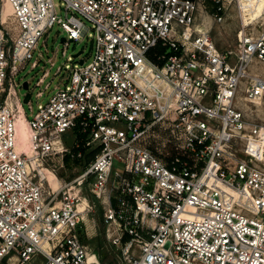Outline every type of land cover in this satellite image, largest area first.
I'll return each instance as SVG.
<instances>
[{
  "label": "built area",
  "instance_id": "2783aa9c",
  "mask_svg": "<svg viewBox=\"0 0 264 264\" xmlns=\"http://www.w3.org/2000/svg\"><path fill=\"white\" fill-rule=\"evenodd\" d=\"M61 1L63 14L55 0H0L15 22L11 33L0 17V264H103L79 233L97 203L126 264H264V168L250 149L264 127L241 105L264 90L250 77L264 35L241 29L237 46L221 49L205 15L222 22L227 0ZM56 23L66 47L93 30L92 58L31 117L16 77L39 66ZM27 103L34 111L31 92ZM159 124L182 140L170 156L144 142ZM67 155L88 161L71 180L59 175Z\"/></svg>",
  "mask_w": 264,
  "mask_h": 264
},
{
  "label": "rangeland",
  "instance_id": "374dc122",
  "mask_svg": "<svg viewBox=\"0 0 264 264\" xmlns=\"http://www.w3.org/2000/svg\"><path fill=\"white\" fill-rule=\"evenodd\" d=\"M55 1L58 7V13L63 14L61 8L63 2L61 0ZM225 3L228 8L226 17L222 22L216 21L214 15L210 13L205 15L206 21L211 27L212 33L221 49L235 48L238 43V33L241 29H245L249 36L256 37L258 35H264V0H227ZM211 8L212 3H209V11ZM0 17L4 18L5 24L9 27L11 33H14V15L11 6L8 3H0ZM63 36L66 37L67 32L59 23L50 27L48 33H46L43 39L40 40L39 48L35 52V55L38 54V51L44 52V58L41 60L39 66L31 69L30 62L16 77L17 80H20L22 83L18 88L19 94L22 98H24L28 92L32 93L34 111L30 110L29 103L24 102L31 117L49 100L52 94L51 90L55 86L63 84L61 78L67 74V71L72 68L73 64H80V60L84 57L87 62L92 58L93 30L90 32L89 39L71 41L68 47H66L65 42L61 40ZM45 37L47 42L44 41ZM64 49H66L65 55L63 54ZM79 51H82L81 54L76 56L75 54ZM154 52L155 50L150 54L152 55ZM49 57L52 58L54 64L48 60ZM59 66H63L64 69L61 73L56 74ZM47 69H49V74L45 78L43 84L41 86H35L37 79ZM250 73V77H258L264 80V61L260 59L255 60L250 67ZM25 81H28L30 84L28 89L23 86ZM48 83H50V87L45 90ZM246 88L247 87L244 84L241 88V95H244ZM40 90H45V92L44 95L38 97L37 92ZM241 105L245 109L250 121L256 122L264 127V90H259L255 97L243 98L241 100ZM22 123L23 125L19 132L21 140L20 144L25 145L26 142H28L30 129L26 121H23ZM170 133L173 134L167 124H159L147 133L144 142L159 154H167L170 156L177 151V147L182 144L181 139H177L174 137V134V136H172ZM262 136L264 137V129ZM248 142L249 140L245 139L240 144L241 149L239 150V156H249L245 150ZM68 144L71 145L73 143L68 141ZM250 145V149L255 153L254 161L256 165L264 168V139L252 136L250 139ZM65 163L67 167L59 170V175L67 180H71L86 169L88 161L73 159L70 155H67ZM49 177L52 178L53 174L49 173ZM46 186L48 187L47 182ZM85 196L91 201V203L95 201V196L90 190L89 183H86L83 188V197ZM84 208H86V206ZM84 232L85 235L83 237L89 245V249L99 255L103 264H126L121 258L122 254L117 244L107 236L103 207L99 203L93 205L92 209L89 211L86 217V224L84 225ZM42 261L43 257L40 259L36 257L31 264H40Z\"/></svg>",
  "mask_w": 264,
  "mask_h": 264
},
{
  "label": "bare ground",
  "instance_id": "6f19581e",
  "mask_svg": "<svg viewBox=\"0 0 264 264\" xmlns=\"http://www.w3.org/2000/svg\"><path fill=\"white\" fill-rule=\"evenodd\" d=\"M204 24H200V28L201 29H204ZM257 95V94H256ZM255 95V96H256ZM23 121H25V119H23L22 117H19V119H18V130H19V132H20V128H22V125H23ZM25 129V128H24ZM254 141H256V140H254ZM257 142V141H256ZM86 206V201L84 200V202L82 203V205H81V208H84ZM85 209V208H84Z\"/></svg>",
  "mask_w": 264,
  "mask_h": 264
},
{
  "label": "water",
  "instance_id": "95a60500",
  "mask_svg": "<svg viewBox=\"0 0 264 264\" xmlns=\"http://www.w3.org/2000/svg\"><path fill=\"white\" fill-rule=\"evenodd\" d=\"M65 36H63L62 38H61V40L62 41H64L65 40ZM81 52L82 51H79L77 54H75L76 56H78L79 54H81ZM81 62H83V60H81ZM23 86L26 88V89H28L29 88V83H28V81H25L24 83H23ZM29 97H30V92H28L27 94H26V96L24 97V101L25 102H27L28 100H29Z\"/></svg>",
  "mask_w": 264,
  "mask_h": 264
},
{
  "label": "trees",
  "instance_id": "16d2710c",
  "mask_svg": "<svg viewBox=\"0 0 264 264\" xmlns=\"http://www.w3.org/2000/svg\"><path fill=\"white\" fill-rule=\"evenodd\" d=\"M80 138V137H79ZM81 147H78V146H74V151L75 152H78V150L80 149ZM69 158V157H68ZM77 160H81V159H78L76 158ZM79 233H80V237L82 238L83 241L86 242V240L84 239V235H85V232H84V225L82 224L80 227H79Z\"/></svg>",
  "mask_w": 264,
  "mask_h": 264
}]
</instances>
